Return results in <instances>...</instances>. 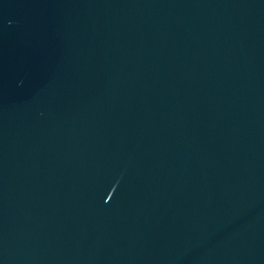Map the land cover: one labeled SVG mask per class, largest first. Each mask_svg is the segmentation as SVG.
<instances>
[{"label": "water", "instance_id": "water-1", "mask_svg": "<svg viewBox=\"0 0 264 264\" xmlns=\"http://www.w3.org/2000/svg\"><path fill=\"white\" fill-rule=\"evenodd\" d=\"M0 264H264V0H0Z\"/></svg>", "mask_w": 264, "mask_h": 264}]
</instances>
